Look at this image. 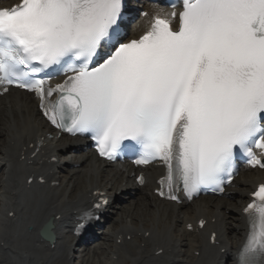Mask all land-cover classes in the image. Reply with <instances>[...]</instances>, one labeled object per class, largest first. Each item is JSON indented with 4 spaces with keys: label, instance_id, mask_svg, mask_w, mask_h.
I'll list each match as a JSON object with an SVG mask.
<instances>
[{
    "label": "snow or ice",
    "instance_id": "6c2138e0",
    "mask_svg": "<svg viewBox=\"0 0 264 264\" xmlns=\"http://www.w3.org/2000/svg\"><path fill=\"white\" fill-rule=\"evenodd\" d=\"M170 7L130 40L126 0L0 8V91L33 93L52 125L89 134L101 157L127 152L138 166L159 162V195L179 202L180 191L188 199L223 193L237 161L264 169V0ZM251 195L235 264H264V183ZM42 231L51 238L52 221Z\"/></svg>",
    "mask_w": 264,
    "mask_h": 264
},
{
    "label": "bare ground",
    "instance_id": "6f19581e",
    "mask_svg": "<svg viewBox=\"0 0 264 264\" xmlns=\"http://www.w3.org/2000/svg\"><path fill=\"white\" fill-rule=\"evenodd\" d=\"M148 8H152L148 17L138 21L137 35L147 29L153 14L166 12L161 7L148 5L145 10ZM38 138H43L42 145L31 157L33 151L26 148ZM85 149L84 140L51 133L30 95L10 91L0 97V264H71L74 242L68 237L70 225L79 212L89 208L88 200L97 189L105 192L108 211L114 210L116 218L109 219L110 227L100 234L105 246L81 249L79 264H233L248 230L241 212L248 195L264 181V171L242 174L233 181L228 189L232 194L225 199L172 206L153 193L161 169H145L141 189L129 166L101 165ZM73 152L81 157L69 160L68 154ZM58 156L65 159L37 163L41 158ZM70 165L77 168L60 179L58 171ZM33 174L35 178L43 176L46 183L26 188V180ZM51 182H58V186H50ZM131 191L137 197L135 207L123 206L120 212L114 209L115 199ZM199 218L206 219L204 228L186 232V225L195 228ZM49 219L54 247L39 235ZM211 232L216 233L213 244L209 242ZM127 236L131 238L127 240ZM88 251L92 255L84 254ZM114 256L116 260H112Z\"/></svg>",
    "mask_w": 264,
    "mask_h": 264
},
{
    "label": "rangeland",
    "instance_id": "374dc122",
    "mask_svg": "<svg viewBox=\"0 0 264 264\" xmlns=\"http://www.w3.org/2000/svg\"><path fill=\"white\" fill-rule=\"evenodd\" d=\"M71 170V168H69V170L67 169V171H70ZM65 173H67V172H64V174L63 175H65ZM130 197L128 196L127 197V199L123 202V201H121L120 200V203L118 204V206L117 207H121V206H128V207H132V208H134L135 207V202H134V200H136V199H133L132 201H131V199H129ZM131 204V205H130ZM144 205V204H143ZM136 209H140V208H136ZM132 211V210H131ZM139 213V212H138ZM150 214H151V216H153V214L150 212ZM229 226V225H228ZM180 229L181 228H179V229H177V231L178 232H180ZM231 236V235H230ZM230 241H232V240H230ZM102 246L104 247V245L102 244ZM91 254V253H90Z\"/></svg>",
    "mask_w": 264,
    "mask_h": 264
}]
</instances>
